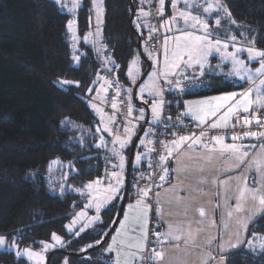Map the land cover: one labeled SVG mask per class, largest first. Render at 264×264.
<instances>
[{
    "label": "trees",
    "instance_id": "trees-1",
    "mask_svg": "<svg viewBox=\"0 0 264 264\" xmlns=\"http://www.w3.org/2000/svg\"><path fill=\"white\" fill-rule=\"evenodd\" d=\"M130 2L102 3L100 46L104 48L103 54H107L106 68L125 86L133 59H138L141 73L147 68L137 51L138 40L141 46L147 30L135 26L137 2ZM220 3L235 21L231 23L230 34L236 35L245 46L264 50V0H220ZM131 4L134 14L130 23ZM168 12L167 2L165 15ZM69 18L50 0H0V236L15 238L19 248L37 251L41 242L48 243L56 234L65 243L59 250L77 254L85 252L82 249L88 251V245H98L97 240L102 241L120 201L113 202L115 212L110 211L113 204L103 210L100 213L103 223L91 230L79 236L66 232L65 225L83 203L74 189L101 177L107 170V152L95 147L99 142L94 139L99 118L88 101L98 88L103 63L95 48L82 40L91 23L87 1L75 13L76 44L67 29ZM74 45L79 61L73 59ZM62 80L72 83L61 84ZM198 83L197 93L174 101L177 109H182L184 100L245 87V83L240 87L227 76L213 73L200 76ZM89 88L93 89L91 93ZM65 118L70 120L67 127L61 123ZM55 160L63 168L53 165L50 173L49 165ZM145 170L144 164L136 168L132 161L127 199L136 188V175ZM62 172L68 174L67 181ZM60 185L64 186L63 194ZM253 232L264 236V216L249 225L247 239L252 238ZM110 237L101 248L81 257L54 253L49 264H61L64 256L67 264H109L111 259L105 250ZM228 255L226 264H264V253L259 250L249 252L242 246ZM0 264L28 263L12 252L0 251Z\"/></svg>",
    "mask_w": 264,
    "mask_h": 264
},
{
    "label": "snow or ice",
    "instance_id": "snow-or-ice-1",
    "mask_svg": "<svg viewBox=\"0 0 264 264\" xmlns=\"http://www.w3.org/2000/svg\"><path fill=\"white\" fill-rule=\"evenodd\" d=\"M96 7L97 19L103 13V9L97 0H93ZM144 4L146 0H140ZM56 5L62 8H68L69 12H73L78 8L77 0H72L71 7L62 3V0H54ZM102 3V0H101ZM172 9V15L165 19V4L166 0H158L156 9L157 15L161 18L159 27L150 22L143 24V27L148 29L149 39L153 35L162 33L161 51L158 55H154L152 51L145 49L146 54L153 60V71L148 74V79L152 81L151 86L145 87L143 82L139 87L140 98L143 100V94L147 91L151 97L150 123L159 125L164 124L165 128L170 127L169 121L172 117L161 119L166 101L162 98L164 89L159 84V80H163L164 84L168 85V91L185 92L189 87L198 86L194 81L199 79V76L205 75V66L210 63L209 57L213 54L219 56L221 63L217 68L225 67L230 63L231 69L227 72L229 77H235L239 81L249 84L250 86L242 92H231L222 96L212 97L209 100H201L196 102H188L184 105L186 111L182 116L190 117L196 121V127L201 128L207 125V129L201 131L199 135L192 133L186 136H176L174 133H168L174 136L170 142L154 141L153 139L138 138L137 143L143 147V153H135V165L139 167L142 163H147L149 169H153L154 165L159 168V181L155 184L156 199L154 203L157 206L155 219L158 220L157 229L163 228L165 224L167 228L161 232L152 230L151 238L149 236L148 221L152 208L151 195L153 187L145 185L140 187L137 183L136 196L134 203L127 205V209H121L119 214H122V220L112 221L118 224L119 227L113 229L115 232L111 236V243L108 245L106 252L113 254L109 264H166L167 250L164 245L174 244L179 248L180 244L193 245L206 248L208 254L204 257L202 264H226L229 259V253L233 249L246 247L249 252L264 253V236L252 233L251 239H245L249 232V225L255 221L257 216H264V130H253V126L257 129H264V115H261V110H264V50L255 49L252 46L243 45L236 35L230 34V30L222 25L221 21L224 18H229L230 23L235 24L231 20V13L222 6L220 0H168ZM181 4L183 5L181 7ZM223 12L224 16L220 13ZM150 11H146L143 7L137 16L138 21L145 20L150 16ZM74 21L70 20L67 24L69 32L73 31ZM210 24H214V28H210ZM141 23H137V28H140ZM175 26V32L173 28ZM99 31V29H97ZM223 32V35L221 33ZM171 34V35H169ZM241 35H243L241 33ZM87 39V38H85ZM73 40L77 37L73 33ZM251 44V42H249ZM74 53H75V45ZM233 51H229V48ZM247 53L246 60L242 59L240 54ZM144 53H141L143 55ZM162 56V60H161ZM73 59L79 61V55L74 54ZM255 61L258 67L250 65ZM135 64V61H133ZM187 69H196L199 76L193 73L188 75ZM179 70V71H177ZM214 74L215 69H210ZM129 75L132 73L130 71ZM173 77H179L173 79ZM102 80L96 99L102 103L107 102V94L109 90L118 82H114L104 77H98ZM182 80H189L190 84H182ZM61 84H70V81H60ZM79 87V84L76 85ZM243 87V84H240ZM89 93L93 91L89 88ZM128 94L127 107V122H121L116 118V115H108L103 109L92 105L93 110L99 115V126L96 128L94 139L99 142L95 145L97 149H105L110 153V171L106 172L105 177H98L96 180L89 181L82 185L79 189H74L80 195L87 197L85 208H95L96 215L89 218L87 224H81L78 231L74 235L79 236L87 226L103 223L100 219V211L103 207L112 201H120L124 199L121 195L124 187V173L126 167L131 161L126 157L125 152L129 149V145L133 144V136L136 134L139 127V121L146 119L145 110L139 109V113L133 116V105L131 103V89H124ZM100 93L104 95L101 96ZM120 95L121 88L117 87L115 95L111 100V108L113 113L120 112ZM144 103L149 104V100H144ZM243 113L244 115H241ZM215 118V119H213ZM177 125L182 126L183 121L180 116L176 117ZM209 121H211L209 123ZM62 126L67 127L70 123L68 118L61 122ZM120 124V128L116 125ZM240 127L244 129L239 134L228 135L227 130L230 128ZM222 129L225 130V135H207L209 130ZM104 134L112 137L109 141L105 139ZM156 135L150 130L143 132L144 137H152ZM230 139L231 143H226L225 140ZM255 140L257 144H246L244 141ZM111 143V149L108 144ZM159 145V155L155 160L150 159L151 154L157 150ZM259 146V150H257ZM184 149L183 156L190 161L184 163L183 159H176V153ZM217 159H223L230 167H220L217 169V175L212 178L211 185L216 187V197L219 201L215 204L214 210L219 211V223L216 219H209L204 207L195 209L199 220L188 219L191 215V210L187 205L183 204V198L179 193L185 191L183 187L173 185L165 190V194L171 199L164 200L161 198L159 189L165 184H171L168 179L173 173L177 176V184L183 182L179 177L185 173H204L205 167L213 163ZM175 160L176 167L169 168V161ZM56 165L58 169H62L63 165L59 160L53 161L49 165L51 173L52 166ZM241 175L235 177V185H230V181L222 180L220 177L227 172H232L241 168H245ZM69 168L75 170L73 165L69 164ZM255 172L256 177L249 184V175ZM64 180L67 181L68 174L61 173ZM140 180L145 179V174L141 173ZM149 184L152 183L151 172L147 175ZM209 180L205 176H200L196 184L192 187V192H198L203 195L201 186L208 185ZM61 194L64 192V186L60 185ZM222 190V191H221ZM231 190V195L229 191ZM190 199L196 197L189 194ZM235 203H231L232 200ZM175 200L177 205H183V216L186 218L183 221L172 223L164 219V206L171 204ZM110 211L115 212L116 207L113 204ZM170 214V213H169ZM87 216L86 211L78 213L77 218L72 221L69 226V231H72V226L77 223V220ZM193 224H199L203 227L196 229L194 234ZM235 226L234 232L230 235L229 230ZM107 227V225H105ZM216 229L214 235H209L205 238L203 244L197 245L196 236L201 232H206L208 229ZM103 231V230H101ZM107 236L108 233H103ZM234 235V239L232 238ZM227 237V238H225ZM52 240L56 244L63 245V241L56 234L52 235ZM43 250L46 252L54 245L41 242ZM97 243H100L97 240ZM215 243L216 248L212 245ZM8 244V250L16 249L18 258L27 257L29 260H34L35 264H44V256L40 252H34L30 248L19 249V245L15 238L9 243L5 236H0V247H5ZM151 245V247H150ZM89 248L93 245H88ZM87 249H82L86 251ZM219 255V259L213 253ZM67 264V260H65Z\"/></svg>",
    "mask_w": 264,
    "mask_h": 264
},
{
    "label": "crops",
    "instance_id": "crops-1",
    "mask_svg": "<svg viewBox=\"0 0 264 264\" xmlns=\"http://www.w3.org/2000/svg\"><path fill=\"white\" fill-rule=\"evenodd\" d=\"M147 1L148 0H146V2L144 4H141L140 0H136L137 9L140 8V7H144L145 8V5H146ZM167 2H168V0H166V3ZM201 2H202V0H201ZM168 6H169V12H168V15H165V19L172 15V9H171V6H170L169 3H168ZM182 6L183 5L181 4V7ZM138 15H139L138 11H136V15H135V18H134L135 26L137 27V23H141L142 26L140 27V29L146 30L147 28L143 27V24H145V20L138 21L137 20V16ZM220 15L224 16V13L221 12ZM161 22H162L161 18H159V25H160ZM221 23H222V25H224V27L226 29L230 30V28H232V24L230 23L229 18L222 19ZM214 27H215L214 24H210V28H214ZM173 31L175 32V26L173 28ZM162 33H163V30H161V34H160L161 35V39H162ZM169 35H171V34H169ZM221 35H223V32L221 33ZM84 37H83V39H84ZM143 44H144V50L146 48L148 49L146 40L143 42ZM161 45H162V40H161ZM228 50L229 51H233V49L231 47ZM160 51H161V48H160ZM160 51L158 53H156V54L158 55L160 53ZM240 56H241L242 59L246 60L247 53L246 52L245 53H241ZM161 60H162V56H161ZM209 61H210V63L205 66V73H212L210 71V69H215V73L214 74H222V75L227 76L229 81H231L234 85H239V84L244 83L242 81H239L235 77H229L227 75V72L230 71V69H231L230 63L226 64L225 67L217 68V65L220 64L221 61H220L219 56H217L216 54H213V57H209ZM246 62H247V60H246ZM250 66L253 67V71H254L255 67H258V63L253 61ZM137 67L140 70L139 64H137ZM177 71H179V70H177ZM187 73H188L189 76H191L193 73H195V75L199 76V72L196 69H187ZM99 77H103L101 73L99 74ZM177 78H179V77H173V79H177ZM184 81H186V80H182V82H184ZM97 82H98V86H97L98 88L93 93V96H91L92 98H94V97L96 98L97 97V94H98L97 90L99 89L100 84L103 83L102 80H98V79H97ZM158 82L161 85V87L164 85L163 80H159ZM249 86H250L249 84L245 83V87H243L242 89H238V90H234V91H230V92H226V93H221V94L204 95V96H199V97H196V98H192V99H188V100L182 101V109H181V111H182V113H184L186 111L184 105L186 103H188V102L209 100L212 97L222 96V95H225V94H228V93H231V92H242V91L246 90ZM92 98H90L91 99L90 104L91 105H96L97 107L101 108L99 103H98V99H96V103H94ZM160 98L163 99V95ZM260 113H262V111ZM95 114L99 118V115L96 112H95ZM241 114L244 115L243 113H241ZM185 118H187V120L193 126L196 127V123H197L196 121H193L190 117H187V116H185ZM213 119H215V118H213ZM210 122L211 121H209V123ZM204 126H207V125H204ZM213 130H215V129H213ZM110 140H111V138L109 139V141ZM170 141H171L170 139H166L165 140L166 143L170 142ZM254 141L255 140H253L251 142L250 140H248V141H244V143H246V144H257V141L256 142H254ZM225 142L226 143H231L232 141L231 140H226ZM109 147H112L111 143L108 144V148ZM257 150H259V146H257ZM183 151H184V149H181L180 152L176 153V159H183L184 163H190V161H188V159L183 156ZM106 155H107V153H106ZM142 164H144L146 166V168L148 167V164L146 162L142 163ZM141 165L138 168H140ZM168 166H169V168H175L176 167L175 160L169 161V165ZM220 167H230V166L228 164H226V162L223 159H217V160L213 161L212 164L207 165L205 167L204 173L197 174V173L189 172V173H185L184 175L180 176L179 180L183 182L182 184H177V176H176L175 173H173L170 177H168V179L171 180V184H165L163 188L159 189V191L161 193V198L164 199V200L171 199V197L169 195L165 194V190L167 188H170L173 185H176L177 187H183L185 189V191L179 193V195L183 198V204L187 205L189 207V209L191 210V215L188 217V219L199 220L200 218H199L198 214H196L195 209H197L199 207H204L205 210H206L207 217L209 219H213L214 218V219L217 220V223H219V211H215L213 206L215 204L219 203V202H222V201H219L217 199L216 192L218 191V189L216 187H213L210 182H211L212 178L215 177L218 174L217 173V169L220 168ZM246 167L247 166H245V168H241V169H238V170H235V171H232V172H227L223 176H221L220 178L222 180L230 181V185L234 186L235 183H236L235 177L241 175V173L245 171ZM200 176H205L209 180V184L208 185L201 186L203 188V195H200L198 192H192V187L196 184V181H197V179ZM254 178H257V177H256L255 172L253 171L249 175V184L252 183V180ZM158 183H160V181H158ZM136 192H137V189L134 188V190L130 193L129 198L126 200L123 209L126 210L128 204L134 203V201L137 199ZM190 193H191L192 196H194L196 198L190 199L189 198V194ZM228 194L229 195L232 194L231 190L229 191ZM155 199H156V196H155V192H154V194H153V205H152L153 207L151 208L150 219L148 221V228H149V236H150V238H151L152 230L156 229V230H159V231L163 232L167 228L166 224H165V226L163 228H159V229L156 228V226L158 224V220L154 218L155 214H156V209H157V206L154 203ZM113 202L114 201H112L111 203H113ZM231 203L234 204L235 200L233 199L231 201ZM163 211H164V219L166 221H168V222L177 223V222H180V221H183V220L186 219L183 216V211H184L183 205H177L175 200H173L171 204H166L164 206ZM258 217H259V215L257 216V218ZM122 218H123V216L121 214V217H120L119 220H122ZM118 227H119V225L117 224L115 229L118 228ZM201 227H203V226L199 225V224H193V232H194V234L196 232V229H199ZM234 229H235V226H233V228L229 230V234L230 235L234 232ZM215 233H216V229H214V228H210L206 232L199 233L196 236L197 245L203 244V242H204V240H205V238L207 236L214 235ZM114 234H115V232L113 231L111 236H113ZM225 238H227V237H225ZM232 238L233 239L235 238L234 235H233ZM245 239H247V236L245 237ZM110 243H111V237H110V240H109V242H108V244L106 246V249H107V247H108V245ZM150 247H151V245H150ZM164 247L167 250L166 264H202L204 257L208 254V250L206 248L199 247V246H193L191 244L184 245L183 243H181L179 248H177L174 244H166V245H164ZM212 248L213 249L216 248L215 243L212 245ZM233 250H235V249H233ZM233 250H231V251H233ZM105 254L108 255L110 257V259H111V256L113 255V254L107 253L106 250H105ZM213 254L216 255L217 259H219L218 253L214 252Z\"/></svg>",
    "mask_w": 264,
    "mask_h": 264
},
{
    "label": "built area",
    "instance_id": "built-area-1",
    "mask_svg": "<svg viewBox=\"0 0 264 264\" xmlns=\"http://www.w3.org/2000/svg\"><path fill=\"white\" fill-rule=\"evenodd\" d=\"M158 0H148L146 5H145V10L146 11H150V16L147 17L145 19V23L150 22L151 24L159 27V16L157 15V7H158ZM147 30V34H146V41H147V46L150 49V51L158 53L160 51L161 48V35L157 34V35H153L151 37V39H149V34H148V29ZM103 77L110 79L114 82H118L116 84H114V86L109 90L108 94H107V102L106 103H102L101 100L98 99V103L100 105V107L108 114V115H116V118L121 121V122H127L128 121V116H127V107H126V103L128 101V94L124 91V89H127V87L122 84L120 81H118L115 77V75L113 74V72L110 71H105L103 74ZM194 83H196L198 86L196 87H189L185 92L180 93L179 91H168V85L164 84L162 86V88L164 89L163 91V99L166 101L165 106H164V110H163V114L161 119H166L167 117H172V120L169 121V125L170 127L165 128L164 124L161 123L159 125L156 124H150V123H146L144 124V121H139V125H144V131L145 130H150L153 133H156V135L152 136V137H144V139H153L154 141H163L165 142L166 139H170L172 140L174 138L173 135L168 134V133H174L176 136H186V135H191L192 133H195L196 135H199L201 133V131L207 129V126H202L201 128L195 127L193 126L188 120L187 118H185V116H182V111L177 109L175 107L174 101L176 99H183L185 96L188 95H193L195 93L198 92L199 90V83L197 81H194ZM182 84H190L189 80H186L184 82H182ZM117 87L121 88V95H120V112L119 113H113V110L111 108V100L113 99L115 92L117 90ZM98 95V94H97ZM101 96H103V93H100ZM261 115H264V113H260ZM138 115L136 112L133 111V116ZM242 115V114H241ZM180 116L183 124L182 126H175L172 127L171 125H177L178 122L176 121V117ZM121 125L117 124L116 128H120ZM253 130L256 131H262L264 129H257L255 128V126H253ZM143 131V132H144ZM242 131H244V129L240 128V127H236V128H230L227 130L228 135H232V134H239ZM143 135V134H142ZM207 135L211 136V135H220L223 136L225 135V130L222 129H215V130H209L207 132ZM226 140H230V139H226ZM225 140V141H226ZM160 149H159V145L157 144V150L155 152H153L151 154L150 159L155 160L156 158H158ZM151 172L152 175V183L149 184V181L147 180V175L148 173ZM141 173L145 174V179L144 180H140L139 177L141 175ZM159 174H160V170L158 167H156L154 165L153 169H149V167H147V170L145 171H141L139 172L136 177H135V187L137 185V183H139L140 187H144L145 185H149L153 187V194L155 192V184H158L159 181ZM106 175V174H105ZM104 175V176H105ZM153 194L151 195V201H152V205H153ZM153 207V206H152ZM145 264H148V262L146 261Z\"/></svg>",
    "mask_w": 264,
    "mask_h": 264
},
{
    "label": "rangeland",
    "instance_id": "rangeland-1",
    "mask_svg": "<svg viewBox=\"0 0 264 264\" xmlns=\"http://www.w3.org/2000/svg\"><path fill=\"white\" fill-rule=\"evenodd\" d=\"M51 2H53L54 3V0H50ZM84 1H87V3L89 4V8H90V12H91V23H90V27H89V30H88V32H87V34L85 35V37H84V39L82 38V40H83V42L84 43H86L87 45H90V46H92L93 48H95V50H96V52H97V54L101 57V61H102V63H103V66H102V69H103V72L102 73H104L105 71H107V68H106V66H107V59H106V56H107V54H106V56L103 54V52H104V48L102 47V46H100V44H101V28H102V23H103V13H102V15L99 17V22H98V19H97V12H96V7L94 6V2H93V0H77V3H78V8L84 3ZM97 2L98 3H100V6L102 7V9H103V6H102V3H103V0H102V3H101V0H97ZM62 3H64V4H67V6L68 7H71V4H72V0H62ZM54 5H56L55 3H54ZM141 6V5H140ZM56 7H58L62 12H64L65 14H67V15H69V21L70 20H72V21H74L75 22V13H76V11H77V9L75 10V11H73V12H69L68 11V8H62L60 5H56ZM144 8V7H143ZM140 9H141V7L140 8H138L137 9V11H138V14L140 13ZM145 9V8H144ZM97 29H99V31H97ZM73 33L75 34V36H76V32H75V23H74V25H73V31L72 32H69V34H70V38H71V41L74 43V44H76V42H77V40H73ZM77 37V36H76ZM85 38H87V39H85ZM145 40H143V42H144ZM143 42L141 43V48H142V51H143V53H144V55L146 56V59L149 61V63L151 64V67L153 66V60L152 59H150L149 57H148V55L146 54V52H145V50H144V44H143ZM148 50L150 51V49L148 48ZM73 52H74V48H73ZM74 54H76V53H73V56H74ZM153 54L154 55H157L155 52H153ZM77 55V54H76ZM133 61H135V64H133ZM139 63V61H138V59H133L132 61H131V63L129 64V67H128V70H127V78H128V83H127V85H126V87H127V89H131L132 90V88L134 87V85L135 84H137L138 82H139V80H140V78L142 77V75H143V73H141V71L139 70V68L137 67V64ZM105 66V67H104ZM130 71H131V73H132V75L130 76L129 75V73H130ZM153 71V67L152 68H150V70H149V72L147 73V75L145 76V78L139 83V85H138V87H137V89H136V100H137V102L138 103H141V104H143V106H141V105H135L133 102H132V100H131V103H132V105H133V111L134 112H136L137 114L139 113V109H141V108H143L144 110H145V116H146V108L144 107V105H146V107H147V110H148V123H150V121H151V110H150V102H151V97H149L148 96V94H147V91H145V93L143 94V96H144V99L142 100L141 98H140V93H139V87L141 86V84H142V82H143V84H144V86L145 87H149V86H151V84H152V81L150 80V79H148V74L150 73V72H152ZM103 76V75H102ZM200 77V76H199ZM105 78V77H104ZM197 82H198V80H197ZM90 98H92V97H89L88 99V101L89 102H91V99ZM93 99V102L94 103H96V98L94 97V98H92ZM157 99H160V97H157ZM144 100H149V104H146V103H144ZM185 101V100H184ZM151 124V123H150ZM99 135V134H98ZM104 136H105V139H107V140H109L110 138L112 139V137H110V136H108L107 134H104ZM134 137V136H133ZM140 138H142L143 139V135H141V137ZM112 146V145H111ZM129 147H130V145H129ZM109 149H111V147H109ZM105 150V149H104ZM106 151V150H105ZM145 151V149L143 148V147H141V146H139L138 145V143H137V146H136V148H135V150H134V154L135 153H143ZM134 154H133V159H132V161H133V166L134 167H136V168H138L136 165H135V160H134ZM125 155H126V157L128 156V150L125 152ZM107 163H106V165H107V170L103 173V175L100 177V178H103V177H105L104 175L106 174V172H108V171H110L111 169H110V163L112 162V161H110V153L109 152H107ZM54 168V167H53ZM124 178H125V173H124ZM61 179V178H60ZM97 179V178H96ZM96 179H94V180H96ZM51 180H52V183H55L56 182V180L54 179V176L52 175L51 176ZM63 182V181H62ZM85 185V184H84ZM135 186V185H134ZM79 189V188H78ZM79 193V192H78ZM79 195H80V193H79ZM81 197H82V200H83V203H82V207H81V209L80 210H78L76 213H75V215L71 218V220H69V222L65 225V230H66V232L68 233V234H71V235H73V236H77V235H74V233L76 232V231H78L79 230V228H80V226H81V224H87V221H88V219L89 218H91V217H93V216H95L96 215V210H95V208L93 207V208H90V209H87V208H85V205H86V203L88 202L87 201V197L86 196H82V195H80ZM115 202V201H114ZM113 203H110L109 205H106L105 207H103L102 209H101V211H100V213L103 211V210H105V209H107L108 207H110L111 205H112ZM81 211H86L87 212V216L86 217H84V218H81V219H79V220H77V223L74 225V226H72V231L70 232L69 231V226L70 225H72V221L74 220V219H76L77 218V215H78V213H80ZM100 213H99V215H100ZM101 219V218H100ZM99 222H97L96 224H98ZM96 224H94V225H91V226H87L86 228H85V230L83 231V232H81L80 233V235L81 234H83V233H85L86 231H88V230H91V228L92 227H94ZM58 236V235H57ZM61 238V237H60ZM7 240V242H11L12 240H8V239H6ZM61 240H62V238H61ZM63 241V240H62ZM48 244H51V245H54V247H52V248H50L48 251H44L43 250V245H42V247H41V249L40 250H32V251H34V252H40L43 256H44V264H46V258H47V253L48 252H52L53 250H55V249H60V248H62V247H64L65 246V243L63 242V245H60V244H56V242L55 241H53L52 240V236H51V239H50V241L48 242ZM20 250H22V249H24V248H19ZM0 251H8V252H12V253H14L15 255H16V249H12L11 251H9L8 250V244H6L5 245V247H0ZM22 259H24L28 264H35V261L34 260H29L27 257H21ZM67 259V256H64L63 257V259H62V262H61V264H65V260Z\"/></svg>",
    "mask_w": 264,
    "mask_h": 264
},
{
    "label": "water",
    "instance_id": "water-1",
    "mask_svg": "<svg viewBox=\"0 0 264 264\" xmlns=\"http://www.w3.org/2000/svg\"><path fill=\"white\" fill-rule=\"evenodd\" d=\"M130 2V0H129ZM131 3V2H130ZM133 14H134V9H133V6L131 4V14H130V23L132 21V18H133ZM137 51H138V54L140 56V58L145 61L146 65H147V68L146 70L144 71L142 77L140 78L139 82L137 84L134 85V87L132 88L131 90V100L132 102L135 104V105H141L143 106V104L141 103H138L137 100H136V89L139 85V83L145 78V76L147 75V73L149 72L150 68H151V64L149 63V61L144 57V54L141 55L142 53V50H141V46H140V41L138 40V43H137ZM144 107L146 108V119L144 120V124H146L148 122V110H147V107L146 105H144ZM143 131H144V125H142V127H140V129L138 130V132L136 133V135L133 137V144L130 145L129 147V151H128V159L131 161L132 163V159H133V154H134V150L136 148V145H137V139L141 137V135L143 134ZM131 163L126 167L125 169V178H124V187H123V194L122 196L124 197V199L120 200L119 202V206H118V210H117V214H116V217L114 219V221L116 220H119L120 217H121V214L120 213V210L123 209L124 207V204L126 202V199H127V196H128V188H129V173H130V168H131ZM117 224L115 223H112L109 231L107 232L108 235L107 236H104V238L102 239V241L90 248L88 251H85L83 253H77V254H74V253H69V252H65V251H61V250H57V251H52L51 253L48 254L47 258H46V264H49V260H50V257L54 254V253H62V254H65L67 256H71V257H81L83 255H85L87 252H93V251H96L98 250L99 248L102 247V245L104 244L105 240L108 238L109 235H111V233L113 232L112 230L115 229Z\"/></svg>",
    "mask_w": 264,
    "mask_h": 264
}]
</instances>
